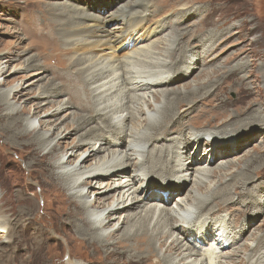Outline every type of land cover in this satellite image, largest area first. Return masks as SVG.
<instances>
[{
	"label": "bare ground",
	"instance_id": "bare-ground-1",
	"mask_svg": "<svg viewBox=\"0 0 264 264\" xmlns=\"http://www.w3.org/2000/svg\"><path fill=\"white\" fill-rule=\"evenodd\" d=\"M98 1L61 2L54 31L62 54L70 57L62 74H52L42 88L38 85V92L23 105L18 103L23 96L18 85L0 89L1 136L35 148L57 192L55 202L63 208L60 223L69 224L80 243L91 249L90 264H140L146 259L152 264H264V231L241 242L254 220L243 217L245 211L232 213L242 196L262 200L264 146L243 155V161L230 157L250 144L245 134L252 129L262 132L259 140L264 142V93L250 88L258 78L242 77L238 88L230 83L255 60L264 63V53L253 50L252 63L247 59L226 71H206L217 57L208 56L214 48L210 41L220 33H207L201 46L183 43L187 36L199 39L201 33L179 29L151 40L166 31L163 21L152 22L157 18L152 9L156 0ZM109 6L117 7L97 14ZM263 39L259 34L253 45ZM30 68L38 70L39 65L13 67L7 76ZM49 70H38L30 86L44 80ZM195 72L203 78L169 88ZM4 73L0 63V80ZM7 84L0 81V87ZM65 86L67 99L53 100ZM235 89L241 95L236 104L221 100L226 90ZM73 102L82 115L72 111ZM46 105L50 108L43 111ZM64 112L73 114L70 124L45 128L65 120L60 116ZM22 114L28 117L21 119ZM87 122L93 126L77 137L78 124ZM71 137H87L74 146L85 150L61 151ZM202 146V153L191 156L193 148ZM253 181L258 183L247 189ZM3 191L0 186V264L18 244L19 230L30 216L20 204L21 195L15 200L20 205L16 213ZM261 226L264 220L256 228ZM5 257L13 261L11 255Z\"/></svg>",
	"mask_w": 264,
	"mask_h": 264
},
{
	"label": "rangeland",
	"instance_id": "rangeland-1",
	"mask_svg": "<svg viewBox=\"0 0 264 264\" xmlns=\"http://www.w3.org/2000/svg\"><path fill=\"white\" fill-rule=\"evenodd\" d=\"M64 1L67 2V0H0V63L5 66V73L0 81L6 80L8 82L7 85L1 86L0 89L5 91L10 85H18L23 93V96L18 100L19 104H22L25 99L32 98L38 92V85L41 88L44 85H48V79L52 78V74L58 73L61 75L63 72L61 67L66 65L65 60L70 57L68 54H62L61 50L63 46L58 41V33L54 31L55 28L58 29L56 21L59 12H61V8L64 6L61 2ZM97 2L99 1L97 0ZM152 5V9H155L157 18L153 17L154 19H152V16H150V20L152 19V22L160 20L166 23V31L162 34L155 35L151 40H156L163 34H168L169 32L175 33L173 31H178L179 29L188 32L187 34L192 33L195 36L197 34L196 32L198 34L201 33L202 35H200L199 39L189 40L187 36L183 40V43L188 42L189 44L190 41V45L198 43L201 46L202 42H206V39L203 38L207 33H220L215 40L210 41L214 48L208 56L209 58L212 56L217 57L212 63H209L210 65L208 64L206 66V71L212 68L220 69V72L226 71L227 68L238 62L243 63V61H246L247 63V59L252 63L253 50L264 53V39L259 41L261 44L253 45L254 40H258L259 34H264V0H156V3ZM116 7H105L101 9L102 11L97 12V14L101 16L106 15ZM194 31L195 33H193ZM20 53L23 55L16 57V54ZM257 58L260 57H255V59ZM260 59L255 60L254 66L251 68L244 67L238 71L230 83L234 84V87L236 86L235 88H238L241 86L240 79L242 77L245 81H250L254 77H257L259 82L253 83L250 88L253 91H261L264 93V63ZM33 63L39 65L38 70L42 67L50 69L45 74L47 77L37 85L30 86L31 81L35 79L34 75L37 73V69L30 68L26 72L11 73L12 75L10 77L7 76L13 67H26ZM251 69L253 70V74H248L247 72ZM197 74L199 72H195L188 78L189 80L187 79L182 83L179 82L169 88L172 87L175 90L177 86L188 84V82L191 83L193 80L195 82L199 80L198 78H203V74L199 76ZM55 82L58 81L56 80ZM63 88V94L53 98L56 102L61 99H67L68 96L65 91L68 88L67 86ZM76 91L79 92V88ZM229 91L226 90L224 92L225 94L223 93L221 95V100H227L228 98L236 104L239 99L238 96L241 95L237 96V89ZM30 104L28 103L29 106H31ZM73 104L74 109L72 111L75 115H82L81 111L76 109L79 104L77 102H73ZM235 107L233 106L231 109H235ZM48 108H50V105L43 107V111ZM43 111L37 114L38 117L39 115H43ZM68 114V112L62 113L60 116H66L65 120H58L57 122L51 123L49 127L45 126V128L51 127L50 129H52L53 125L64 128L65 124H70L73 119V116H71L73 114ZM27 117L28 114H22L20 116L21 119ZM78 125L80 129L77 137L92 127L93 122H87V124L83 125L79 123ZM207 126L206 124V129L209 128ZM261 134L262 132L257 129H252L247 132L245 136L246 139L251 140L250 144L230 157H236V159H240L239 161H243V155L248 154L247 156H250L257 152V150L264 146V142L259 140ZM77 137H71L62 143L61 151L66 149L65 151L69 152L72 149L74 152L76 151V154H79L85 150V146L79 150H75L74 146L77 145L78 141L83 142L84 138L85 140L87 139V137H81L80 139ZM24 143L25 141L16 144L9 142L5 137L1 136L0 132L1 189L7 192L6 194L9 200L12 201L10 207L16 213L19 212L20 205L15 200L18 195H21L24 202L20 204L26 209V213L30 215H28L29 217L25 216L27 219H25L23 224V227L26 224L25 229L19 230L21 234L17 242L18 244L11 246V252L5 253L2 264H65L68 260L77 264H90L88 262L93 258L90 255L92 253L91 249L80 243L74 229L69 228V224L60 223L61 219L59 214L63 212V208L61 209L60 205L55 202L56 199L54 197L57 195V192H55L54 186L51 185L52 181H50L48 169H45L43 167L44 165H39L40 161L38 159H40V156H37L35 153V148L23 145ZM191 149L192 147L188 151H192ZM203 149V146L198 149L197 147L193 148L191 156L197 155L196 152L198 154L202 153ZM261 152L264 153V150ZM75 160L73 159V161ZM29 163L31 165H28ZM112 177H115V174ZM107 183L110 182L107 181ZM257 183L258 181H253L246 188L251 189ZM262 185L264 186V184ZM188 186L190 187L191 183ZM61 198L64 199V197ZM255 200L256 197L254 196L251 198L242 196L239 199V204L234 206L233 215L238 216L245 211L246 213L243 214V217H252L254 222L251 228L256 229L254 232L250 229L244 235L245 238L243 237L244 239L241 242L245 241L246 238H250L255 233L264 231V226L256 228L264 220V194L262 195V200ZM217 202V199H213L214 204ZM247 207L248 209H246ZM65 238L68 240L65 241ZM41 245H43L42 251L40 250L38 252V248ZM8 254L12 256L13 261L9 260V262L6 259L5 256ZM15 256L17 259L14 258ZM236 259L237 257H232V260ZM124 260L127 262L126 259H122L123 262ZM22 261L24 262L22 263ZM132 263L137 264L136 262L124 264ZM140 264H152V260L146 259Z\"/></svg>",
	"mask_w": 264,
	"mask_h": 264
}]
</instances>
